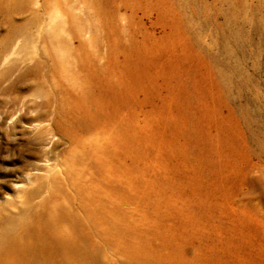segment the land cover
<instances>
[{
  "label": "rangeland",
  "instance_id": "1",
  "mask_svg": "<svg viewBox=\"0 0 264 264\" xmlns=\"http://www.w3.org/2000/svg\"><path fill=\"white\" fill-rule=\"evenodd\" d=\"M163 1L137 69L145 0H0V264H264V0Z\"/></svg>",
  "mask_w": 264,
  "mask_h": 264
},
{
  "label": "bare ground",
  "instance_id": "2",
  "mask_svg": "<svg viewBox=\"0 0 264 264\" xmlns=\"http://www.w3.org/2000/svg\"><path fill=\"white\" fill-rule=\"evenodd\" d=\"M120 1L122 2V4H123L122 6L124 8H127V9H129V11H132V12H135L136 11L135 8L139 6V5L131 4V0H130V2L127 0H120ZM145 1H146V9H148L150 6L151 9L158 10V15L162 18V21H160V20L159 21L162 23L163 28L169 29L170 33L165 34L163 36L161 43H159L158 42L159 40H156L153 36H150L147 39L142 38L140 41H135V40L133 41V43L135 44L133 50H135L136 55L139 57V60H138L139 63H138L137 57L134 56V65L136 66L138 64L137 69H142L144 66H147L148 59L153 62V60L155 61L156 58L161 57L163 54L166 55L170 51L169 50V48L171 47L170 37H172L173 32H174V29L171 30L172 27L169 26L171 20H169V18H168L167 7L164 6L166 4V2L163 0H158V2H156V0H154V3L152 2V0H145ZM158 3H160L163 7L157 6ZM173 28H174V26H173ZM88 31H89V28H88ZM105 35H106V37L108 35H114L115 36V33L106 29ZM128 54L131 57L132 54H130L129 52H128ZM125 56H126V58H128L127 54H125ZM139 71L141 74H144V70H139ZM116 78L118 80L117 75H116ZM96 80L98 83H101V85H102L103 81L107 80V79L97 78ZM117 80H114V81L109 80V82L105 83L104 86L111 84L109 86V88L113 89V86L115 87L121 82V79H120L119 82L116 84L115 82ZM128 81H131V79L129 78ZM149 113H152V114H150L149 116L147 115L148 120L151 122L152 125L157 126L156 124L158 123V120H157V117L155 115L156 111L154 110V111L149 112ZM157 113H159V112L157 111ZM129 121H130L129 125H128L130 127L129 132L125 131L124 126H126V125L123 124L124 126L123 125L120 126L121 122H119L118 124H116L114 126V128H112L110 130L109 134L116 135L117 137L125 139V140L127 139L129 141V143H131L130 146L132 147V149L135 150V149H137L136 139L141 138L142 134L144 133V130H143V126L141 125V121L138 120L137 113H134V112L130 113L129 114ZM165 122H167L166 126H170V123H168L169 121H165ZM106 184H109V183L106 182ZM121 194L122 193H120L119 195L121 196ZM130 200H131V198L129 199V201ZM84 215H86V213H84ZM84 215L78 214L77 216L71 215L70 217H67V218H61V220L58 221L57 224L60 223L59 225H61V227L68 229V228H70V226L74 227L76 224L83 221L86 218V216H84ZM53 262H54L53 260H50V262L49 263L47 262V263L52 264ZM140 264H143V263L140 262ZM144 264H148V263L144 262ZM153 264H174V263H171V262L165 263V262H161V261H154Z\"/></svg>",
  "mask_w": 264,
  "mask_h": 264
}]
</instances>
